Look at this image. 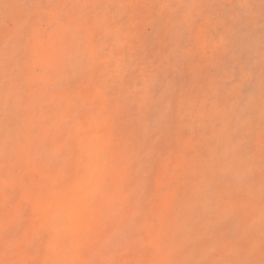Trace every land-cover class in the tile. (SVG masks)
Segmentation results:
<instances>
[{
	"label": "rangeland",
	"instance_id": "rangeland-1",
	"mask_svg": "<svg viewBox=\"0 0 264 264\" xmlns=\"http://www.w3.org/2000/svg\"><path fill=\"white\" fill-rule=\"evenodd\" d=\"M0 264H264V0H0Z\"/></svg>",
	"mask_w": 264,
	"mask_h": 264
}]
</instances>
